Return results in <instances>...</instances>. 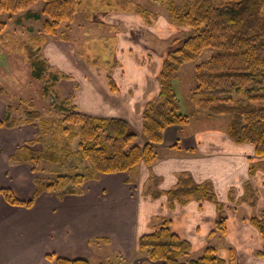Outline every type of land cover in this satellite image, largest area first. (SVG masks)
<instances>
[{
  "label": "crops",
  "instance_id": "0c3cea01",
  "mask_svg": "<svg viewBox=\"0 0 264 264\" xmlns=\"http://www.w3.org/2000/svg\"><path fill=\"white\" fill-rule=\"evenodd\" d=\"M119 12L137 18L136 12ZM160 22L166 26L163 17ZM128 27L135 34H143L145 22L140 21L137 28L130 24ZM126 37L136 43L131 34H118L115 55L120 49L122 52L119 51V64L112 75L118 84L116 90L108 81L110 69L81 55L75 40L50 37L42 53L55 70L66 74L56 86L61 97L72 94L78 111L128 120L138 135L137 142L143 143L142 112L145 104L157 95L160 85L158 78L151 79L148 62L142 64L143 52L132 46L121 48ZM163 58L156 59L159 71ZM178 76L174 84L182 102L188 94L178 87ZM7 107L0 101V117L6 115ZM192 121L165 130L164 141L157 146L158 156L151 166L141 162L129 171L100 174L89 180L81 193L60 196L46 191L30 206H20L7 202L0 192V264H56L57 256L84 257L93 264H101L119 254L126 264H160L147 260L139 251L138 241L163 221H169L172 229L191 243L194 256L206 246L215 245L226 264H264V255L260 254L263 238L251 222V217L264 209V170L252 176L249 172L251 162L258 160L255 145L233 140L227 133L228 118L201 117ZM39 131L36 122L0 128V188L10 187L25 200L35 194L37 172L33 164L14 162L11 156ZM184 172L199 183H211L216 201L194 197L183 201L169 199L167 191L176 186ZM151 176L159 178L154 187L160 192L158 196L149 192ZM247 182L259 191L257 207L244 201L235 203L244 194ZM220 217L226 219V233L212 234Z\"/></svg>",
  "mask_w": 264,
  "mask_h": 264
},
{
  "label": "trees",
  "instance_id": "16d2710c",
  "mask_svg": "<svg viewBox=\"0 0 264 264\" xmlns=\"http://www.w3.org/2000/svg\"><path fill=\"white\" fill-rule=\"evenodd\" d=\"M37 1L0 0V14L24 13L19 23L24 19L35 21L46 16L41 32L32 33L24 42V49L32 77L43 82V95L53 97L56 112V116L46 118L42 111L35 108L32 100L26 104L25 110L8 104L0 125L36 122L40 131L11 156L14 162L33 164L37 172L35 194L25 200L17 196L12 188L2 187L0 192L7 202L30 206L38 195L46 191L60 196L81 193L86 183L100 174L129 171L141 162L151 166L157 159V146L163 143L165 130L190 122V115L181 109L182 102L174 84L177 75L189 63H194L193 77L196 80L191 99L210 115H229L228 135L236 142H250L256 147L258 160L251 162L250 175L264 170V0H183L180 5L165 0L172 22L183 26L188 33L181 40L175 39L163 58L159 71V92L146 103L142 112L143 143L137 142L138 135L132 131L128 120L78 111L72 94L60 96L56 86L66 75L50 66L42 53V46L48 37L60 33L62 23L73 20L80 0H43L40 12L33 10ZM137 12L145 19V9ZM6 27L7 22L0 20L1 38ZM208 48L213 49L212 54L201 60ZM91 62L95 64V59ZM111 88L116 90L114 86ZM36 140L37 146L41 142L46 144L33 148L36 144L30 142ZM71 158L75 160L72 171L69 169V173H63ZM42 162L44 169L53 172V175L40 174L38 166ZM50 164L56 168L48 166ZM82 166L84 170L79 172ZM158 182L157 176H151L148 187L154 196L160 194L154 189ZM167 195L169 199L179 201L191 197L216 201L211 183H199L187 172L179 175L176 186L168 190ZM258 199V191L253 184L245 183L240 202L254 206ZM251 222L259 229L264 242V212L253 215ZM226 230V219L220 217L212 234H225ZM138 243L139 251L151 262L226 264V259L215 245L206 246L197 256L192 255L191 243L175 232L169 221H163L153 231L142 235ZM260 254L264 255V249ZM55 263L93 264L84 257L64 256H57ZM101 264L126 263L119 254Z\"/></svg>",
  "mask_w": 264,
  "mask_h": 264
},
{
  "label": "rangeland",
  "instance_id": "374dc122",
  "mask_svg": "<svg viewBox=\"0 0 264 264\" xmlns=\"http://www.w3.org/2000/svg\"><path fill=\"white\" fill-rule=\"evenodd\" d=\"M170 1H174L178 5L183 2V0ZM43 4V0H38L33 6V10L40 12L43 8ZM79 6L78 11L73 16V20L62 23L59 28L60 33L50 37L63 38L67 41L75 40L81 51V55H85L90 61L95 59V64H102V66H106L110 69L111 75L108 76V81L109 84L116 87V89H118V84L115 82V78L112 75L113 70H116V66L119 64V51L122 52L120 49L117 55H115L119 42L118 34L123 36L125 33H129L134 40L136 39V43L134 41L135 44H133L130 38H128L130 37L128 35V37L123 40L121 48L128 49L132 46L143 52V56L140 55L142 56V64L148 62L152 75L151 79L155 76V79L158 78L159 80L160 74L157 69V57L163 58L174 40H181L185 38L188 33L183 26L176 25L172 22L167 9L168 4L165 0H80ZM144 9L145 13H147L145 14V19L139 16L137 12L140 10L143 11ZM119 11L136 12L137 18L135 16L125 17V15ZM23 14V12L0 14V20L7 22V27L3 34L4 36L2 38L0 37V101H3L5 105L10 103L14 108L17 106L25 110L26 104L32 100L35 103V108L42 111L44 117L49 118L48 116H56V112L53 109L54 99L52 96L45 97L42 92L43 82L32 77L31 66L24 49V42L29 39L32 33L41 32L46 16H42L40 20L35 21L24 19L19 23L18 20ZM161 17L167 21L165 27L162 25V22H160ZM140 21H143V24L145 22V31H143V34H135V30L130 29L128 25L130 24L131 27L134 26L137 28L136 24ZM137 35L140 36L137 37ZM141 36H143L144 39H140ZM50 37H48V39ZM212 52L213 49L208 48L201 56V60L207 59ZM135 54L137 55L136 52ZM150 57L155 60L151 61ZM48 63L52 66L49 60ZM193 65L194 63L186 64L178 76L180 80L178 87L180 90L181 88L186 90L188 94L187 98H182L181 96L184 113L190 115V121L191 119L197 121L198 118L201 117L231 119L227 114L210 115L206 109L200 108L199 105L191 99L190 94L192 88L196 85V80L193 77ZM179 94L181 95L180 92ZM189 106L191 108H189ZM4 117L5 116H1L0 120ZM21 124L23 123H19L15 126H7L4 124L0 125V128L8 129L20 126ZM196 125L197 122L192 125V130L196 128ZM37 142V140L30 142L31 144H36L35 147L32 146L33 148L44 146L45 142H41L39 146H37ZM0 148H2L1 140ZM1 151L2 150H0V153ZM74 162V159H69L67 167L62 170L63 173H69V169L72 171ZM43 163L44 162L38 166L40 174L42 176L53 175V172L44 169ZM48 166L56 168V166L52 164ZM83 170L84 166L78 171L82 172ZM235 203L239 205L241 202L239 200ZM254 207H257V203ZM263 212L264 209L262 208L260 213ZM137 260L141 261L142 259Z\"/></svg>",
  "mask_w": 264,
  "mask_h": 264
}]
</instances>
